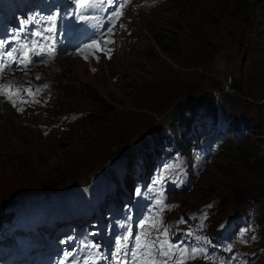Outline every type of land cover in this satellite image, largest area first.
<instances>
[{"label":"rangeland","instance_id":"obj_1","mask_svg":"<svg viewBox=\"0 0 264 264\" xmlns=\"http://www.w3.org/2000/svg\"><path fill=\"white\" fill-rule=\"evenodd\" d=\"M119 4L122 14L107 31L114 43L85 53L91 66L70 56L43 71L39 81L52 98L45 112L27 102L20 115L0 102V213L79 185L74 192L87 200L108 182L132 181L154 141L167 155L176 130L181 141L197 135L193 145L208 133L217 139L210 165L194 190L170 199L176 215L198 216L204 232L232 248L234 262L264 264V0ZM201 94L216 103L219 123L199 132L210 118L186 123L182 114L171 124L175 103ZM128 159L135 165L121 171ZM58 179L64 184L43 187ZM217 251L226 255L224 246Z\"/></svg>","mask_w":264,"mask_h":264},{"label":"snow or ice","instance_id":"obj_2","mask_svg":"<svg viewBox=\"0 0 264 264\" xmlns=\"http://www.w3.org/2000/svg\"><path fill=\"white\" fill-rule=\"evenodd\" d=\"M110 2L111 0H80L79 6L80 7H95V8L101 9L105 5V3H110ZM123 7L124 5L122 4L121 8ZM121 14H122L121 11L118 9L116 12L112 13V17L114 19H118ZM57 18H58V14H52V15L41 17L40 20L41 22L44 23V27L33 32L34 39L32 40L21 41L19 36H16V35H14L11 38V40L0 39V48H3L4 45L6 44H10L12 41L16 42L15 46L12 47L10 51L0 52V72H3L5 69L10 68L14 62L26 68L32 62L31 61L32 55L38 56L46 52L47 55L53 56L55 54V44L53 43L52 46L49 47V45L44 43V41L52 39L51 35H45V34L55 33V30H56L55 24H56ZM79 19L87 20L91 18L81 15ZM121 27L123 26L121 25ZM23 30L24 28L22 25L20 31H23ZM108 31L111 32L112 29L109 28ZM100 43H101L100 41L93 40L90 45H85V48H89L92 45H99ZM103 43L110 44L114 42L108 39V40H105ZM78 51H81L82 53V50H78ZM107 51L110 53L111 50L108 49ZM17 52H19L20 55H17ZM84 58L87 59L86 56ZM44 87H47V85H45ZM21 90L28 92L29 94L32 93V90L30 87L27 89H23L22 86L14 85L12 82H9V83L0 85V96H4L5 99H7L9 102L12 103L13 107H16L17 100L18 99L22 100V97H20L19 95ZM36 91L38 92L39 89H37ZM34 102L38 103V101H34ZM17 111H23V108H17ZM157 204L163 205V201L158 200ZM171 207L173 206L163 205V207L161 208V211H163L165 208L170 209ZM209 207H211V205H209ZM167 231H168L167 229H164V234H166ZM131 237H132V233L131 231H129V234L127 236H123L117 240L116 253H117L118 264H120L119 256L123 251L127 249V243ZM141 237L146 238L143 245H141L140 243ZM141 237H136L135 249L128 250L132 256V261L130 262V264H165V261L158 260L155 258V252H156L157 246L161 245L159 249V256L161 257H170L172 250L175 246L170 244L167 240L162 241L159 237L152 238L151 235L147 231L141 233ZM163 245H167V248L165 249ZM87 247L91 249H97V251L91 254L88 257V260L84 262V264H94L95 260L102 259L98 251L99 245L92 244V245H88ZM176 250L179 252L181 256V259L178 260L176 264H183L184 258L194 259L199 254V252L202 251L197 248L191 249L190 252H188V250L183 249V248H179ZM72 255L73 254L71 252L66 253L64 256V260L61 261V264H64V262L68 260V257ZM141 257L142 259H139ZM70 264H76L75 260L71 261Z\"/></svg>","mask_w":264,"mask_h":264},{"label":"trees","instance_id":"obj_3","mask_svg":"<svg viewBox=\"0 0 264 264\" xmlns=\"http://www.w3.org/2000/svg\"><path fill=\"white\" fill-rule=\"evenodd\" d=\"M240 8V11L244 12L246 10V8ZM231 89L234 93H241L240 89L237 88V87H234L231 85ZM201 112L203 115L205 116H215L216 114V105H215V102L213 100H208L204 94H201L198 99H195L193 100L192 98L190 97H186L184 99H179L175 105L172 107V109L170 110V119H171V124H173L172 122L176 121V124H177V119L182 115V114H185L186 115V120L185 122L188 123V122H191V120L193 119L194 115ZM173 128V126H172ZM174 129V128H173ZM180 134L177 130L175 131V134H174V139L179 143V146L181 147L182 145V142H181V137H180ZM224 147H229V142L228 141H225L224 142ZM145 152L147 151V149L144 150ZM96 156V155H95ZM95 156H92L90 155V158L89 160L92 161V159L95 157ZM88 160V159H87ZM258 162V161H257ZM256 162V163H257ZM63 179V178H62ZM62 179H58L56 182L54 183H44L43 184V187L45 188H50L52 189L53 187L55 186H58V185H62L64 184V182H62ZM262 190V187H259L258 188V192ZM257 198H260L259 196L256 197ZM258 199V200H260ZM264 202V200H263ZM264 217V215H263Z\"/></svg>","mask_w":264,"mask_h":264},{"label":"bare ground","instance_id":"obj_4","mask_svg":"<svg viewBox=\"0 0 264 264\" xmlns=\"http://www.w3.org/2000/svg\"><path fill=\"white\" fill-rule=\"evenodd\" d=\"M41 81V80H40ZM43 82V81H42ZM26 105V104H25ZM30 105V104H29ZM27 107V106H26ZM30 108V107H29ZM32 110V109H31ZM30 111V110H29ZM34 113V112H33ZM15 114V113H14ZM36 114V113H35ZM45 115V114H44ZM53 117V116H52ZM225 119V118H224ZM29 120H30V118H29ZM49 120V119H48ZM217 120H219L217 117L216 118H213V117H210V119H209V122H207L206 123V125H202L201 126V128H200V130H199V132L200 131H206V128L208 127V126H210L211 124H213V123H215V122H218ZM35 122V121H34ZM48 122V121H47ZM21 123H22V121H21ZM28 123V122H27ZM39 123V122H38ZM38 123H37V125H38ZM219 123V122H218ZM236 123H238V122H236ZM235 123V124H236ZM24 124V123H23ZM26 124V123H25ZM19 125V124H18ZM36 125V124H35ZM40 125H38V127H39ZM238 126H239V123H238ZM37 127V126H36ZM256 129L257 130H259V129H261V127L260 126H256ZM21 130V129H20ZM133 131H135V130H133ZM132 132V131H131ZM19 133H21V132H19ZM212 136V135H211ZM210 136V137H211ZM190 138H196V136H195V134L193 133H191L190 134ZM116 138H114V139H111V144H112V141L113 140H115ZM130 168V166H121V168H120V170L121 171H123V170H128ZM110 184H112L113 185V189H114V192L112 191V188H109V190H108V193L109 194H111L112 192H113V196L115 197V198H117L118 197V195H119V193H121V192H124L126 189H127V185H128V183H127V181L126 180H122V181H111L110 182ZM88 190H89V187H88Z\"/></svg>","mask_w":264,"mask_h":264}]
</instances>
